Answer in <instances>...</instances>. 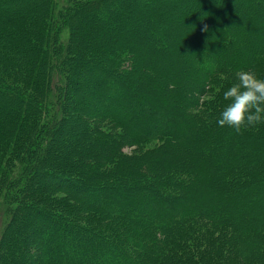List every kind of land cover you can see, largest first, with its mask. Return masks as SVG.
<instances>
[{"label":"trees","instance_id":"1","mask_svg":"<svg viewBox=\"0 0 264 264\" xmlns=\"http://www.w3.org/2000/svg\"><path fill=\"white\" fill-rule=\"evenodd\" d=\"M240 70L264 0H0V264H264V123L218 124ZM62 109L85 133L44 165Z\"/></svg>","mask_w":264,"mask_h":264},{"label":"rangeland","instance_id":"2","mask_svg":"<svg viewBox=\"0 0 264 264\" xmlns=\"http://www.w3.org/2000/svg\"><path fill=\"white\" fill-rule=\"evenodd\" d=\"M85 48H89V46H85L84 47V49ZM83 49V50H84ZM247 49H245L244 51H246ZM68 82V81H67ZM70 86V85H69ZM80 91V90H79ZM82 93L83 92H80V94H79V96H78V99L80 100L83 96H84V94L82 95ZM211 93H206V94H204V95H202V97L204 96V98L206 99V98H208V96L210 95ZM73 108V106H70V111H71V109ZM70 111H68L67 113H65L64 111H63V109H62V113L64 112V114H68V116H67V118H70V119H67L65 122H64V125H63V127H61L60 128V130L56 133V135H54V141H55V143H56V146H54L53 147V149H52V151H50V155H48V158L47 159H43V161L42 162H44V165H46L47 164V162H48V160H52V159H57L58 158V153H61V154H64V153H67L68 151H69V149H70V145H71V142L69 141V138H71V134H73V133H76L77 132V130L80 132V136L82 135V134H84L85 133V129H84V127L81 125V124H83V123H78L76 120H73V119H75V118H73V119H71V117H73V116H75L76 114L75 113H72V112H70ZM53 134V133H52ZM51 134V135H52ZM129 144V143H128ZM125 145V146H123L121 149H122V151H125V152H131V154H137V152H139L140 150H139V147L138 146H130V145ZM237 146V144H235V143H229V145L227 146V147H225L226 149H230V150H233L235 147ZM158 147H161V148H164L165 147V145L164 144H162V146L161 145H158ZM147 149V147H144V148H142V151L143 150H146ZM139 153H141V151L139 152ZM96 160V159H95ZM146 162L145 161H143L142 162V164L144 165ZM110 165H111V163H109ZM151 173V169L150 168H148V171H147V173L146 172H142V174H150ZM151 175V174H150ZM41 178H43L42 180H46V179H44V177L39 173V174H37L36 175V177H35V179L33 180V183H37V184H40V186H41ZM149 180V179H148ZM47 182H50L48 179L46 180ZM145 181H146V178L144 179V178H141L138 182H139V187H136V189H134V192H139V193H141V192H143V191H147L148 189L150 190L151 188H156L157 187V185H155V184H153V183H149L148 185L145 183ZM153 181V180H152ZM117 185H123L122 183H117ZM126 185V184H125ZM37 186H39V185H37ZM124 186V185H123ZM122 187V186H121ZM123 190H124V188H123ZM133 192V190H132V193H134ZM110 206H109V208H110V210H115L116 208H117V205L116 204H114V203H110L109 204ZM137 205H140V204H136V203H133L132 204V206L133 207H137ZM125 206V205H124ZM131 207V206H130ZM6 217H9V212H6ZM36 217V218H35ZM19 218H21L22 219V223H23V227L25 228V229H27V230H32V229H35V228H37V229H39V234L40 235H44V232L46 233V232H50V234L52 235H57L56 233H58L57 231V229L58 228H54V226L52 225V223H50V222H48V221H46V219H44V218H42L41 217V213H39L37 210H32V211H30V213L26 216V219H24V216H21L20 214H19ZM2 219H3V216H2ZM36 219H38V221L37 222H34V221H36ZM4 220V219H3ZM25 220L28 222L27 224H26V222H25ZM19 223H21L20 221H19ZM34 225H35V228H34ZM95 228V227H94ZM92 233H93V236H89V235H87L86 236V238H90V239H92V240H96V239H98L99 237L97 236V234H100L99 233V230H97L96 228L95 229H92ZM58 236V235H57ZM60 243H62L61 241H60ZM42 245L45 247V245H44V243H42ZM86 247H87V243L86 244H81V243H79V244H77L76 246H75V248L77 249V250H83V249H86ZM47 248V250L49 249L50 250V247H46ZM87 250V249H86ZM109 253V251L107 250V249H102L101 248V251H100V253L98 252V255H97V257H96V259L97 260H102V258L104 257L105 258V256L107 255ZM3 264H10L9 262H4ZM18 264H22V262L20 261V263H18Z\"/></svg>","mask_w":264,"mask_h":264},{"label":"clouds","instance_id":"3","mask_svg":"<svg viewBox=\"0 0 264 264\" xmlns=\"http://www.w3.org/2000/svg\"><path fill=\"white\" fill-rule=\"evenodd\" d=\"M224 99L230 103L220 114L219 126H228L239 134L245 128L264 123V78L255 71H238L236 82L224 92Z\"/></svg>","mask_w":264,"mask_h":264}]
</instances>
